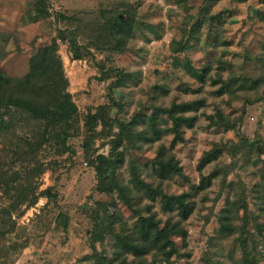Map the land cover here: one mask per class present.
I'll return each instance as SVG.
<instances>
[{"label":"rangeland","instance_id":"obj_1","mask_svg":"<svg viewBox=\"0 0 264 264\" xmlns=\"http://www.w3.org/2000/svg\"><path fill=\"white\" fill-rule=\"evenodd\" d=\"M47 4L48 16L37 18L34 0H0V68L15 79L8 96L31 104V57L56 42L50 52L61 60L77 112L72 121L53 122L15 105L0 110V264L140 259L117 239L135 236L137 214L116 187L98 188L97 166L113 159L119 121L130 128L111 178L134 208L179 220L176 210H163L158 190L184 194L192 206L181 221L185 235L174 238L178 252L167 261L153 251L145 259L264 264V0ZM119 15L128 19L124 28L116 27ZM73 36L80 59L70 47ZM190 103L177 115L193 124L177 130L168 110ZM207 152L219 154L201 168ZM159 153L182 172L161 177ZM208 176L211 183L200 190ZM223 220L231 233H219ZM96 231L104 239L94 248Z\"/></svg>","mask_w":264,"mask_h":264},{"label":"trees","instance_id":"obj_2","mask_svg":"<svg viewBox=\"0 0 264 264\" xmlns=\"http://www.w3.org/2000/svg\"><path fill=\"white\" fill-rule=\"evenodd\" d=\"M48 4L47 0H34V10L37 18L48 16ZM128 21L123 19L122 15L116 18V27H123ZM125 27V26H124ZM123 27V28H124ZM121 28V29H123ZM70 47L74 53V58L80 59L83 57L80 45L75 36L70 39ZM58 44L54 42L51 46H45L39 49L30 60V71L28 74L30 87H31V104H22L15 102L12 96H8L10 93L8 90L12 86L15 79L6 74V72L0 68V110L3 107L19 106L22 109L28 110L34 118L43 119L47 121H60L69 122L72 121L77 112V107L72 99V94L67 90V80L65 79L62 71L61 60L58 55H52L50 51L57 52ZM53 65H56L55 68ZM44 74L47 77L40 79V75ZM194 103L174 105V107L168 110L169 116L173 119L174 125L178 130V127L182 125L184 121H189L190 125L193 124L194 118H186L181 115H177L179 112L186 111V109L192 108ZM3 121V116H0V123ZM118 126L120 133L117 134V138L113 141L111 150V156L113 159L107 163L106 167L97 166L98 175V188L101 191H111L116 187L119 191L121 198L126 205L137 214L138 219L135 227V236L133 235H117L119 244H121L127 252H132L135 257L140 259L133 264H156V260L149 262L144 258L148 253L152 251L157 253L156 256H164L163 260L167 261L172 255L178 252L176 241L174 240L177 235H185V230L182 227V220L188 218L192 213L191 202L185 199L184 194L181 195H167L163 191L157 192L162 198V208L167 212H178L179 220L162 221L156 217V214L151 211V207L148 206L147 210H138L134 208L132 199L124 192V185L116 181L115 176L111 178V171L121 163L124 159L122 150H119L120 144H122L125 136V129L128 131L130 128L129 123L119 121ZM155 125L153 124V127ZM130 137V136H129ZM254 145V143H249ZM219 153L207 152L201 158L200 167L202 168L208 162L217 158ZM116 155V156H115ZM115 156V158H114ZM108 160V159H107ZM157 161L159 164V173L161 177H167L170 173H181V167L178 162L171 158L166 159L162 153L157 155ZM134 174V172H133ZM11 183V182H10ZM9 182H5L6 185H10ZM211 183V177H204L202 184L198 186L200 190H203ZM14 186L8 188L9 192L12 191ZM153 190V189H151ZM154 191V190H153ZM156 191V189H155ZM188 196V194H186ZM185 200H184V199ZM34 200L32 199L31 202ZM232 227L227 221L221 222L219 233H231ZM104 236L96 231L95 236L91 238V243L94 244L98 240H103ZM124 243V244H123ZM95 248V247H94ZM164 254V255H163ZM169 262V261H168Z\"/></svg>","mask_w":264,"mask_h":264}]
</instances>
